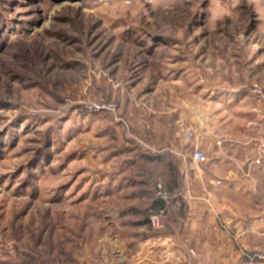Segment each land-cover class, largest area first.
<instances>
[{"label":"rangeland","instance_id":"obj_1","mask_svg":"<svg viewBox=\"0 0 264 264\" xmlns=\"http://www.w3.org/2000/svg\"><path fill=\"white\" fill-rule=\"evenodd\" d=\"M206 126L264 134V0H0V264L171 208Z\"/></svg>","mask_w":264,"mask_h":264},{"label":"crops","instance_id":"obj_2","mask_svg":"<svg viewBox=\"0 0 264 264\" xmlns=\"http://www.w3.org/2000/svg\"><path fill=\"white\" fill-rule=\"evenodd\" d=\"M206 130L209 138L196 145L212 158L204 164L192 155L177 158L181 197L171 208H160L164 226L151 230L146 209L135 223H115L112 237L99 238V254L83 252L87 264H264V179H256L250 165L264 155V134L251 137L246 130L239 148L227 136L218 139L209 126Z\"/></svg>","mask_w":264,"mask_h":264},{"label":"built area","instance_id":"obj_3","mask_svg":"<svg viewBox=\"0 0 264 264\" xmlns=\"http://www.w3.org/2000/svg\"><path fill=\"white\" fill-rule=\"evenodd\" d=\"M185 139L186 140H192L194 139L195 134L191 130H186L184 132ZM192 159L194 162L197 164H204L208 161L207 154L205 153L204 150H201L199 147H194L193 148V153H192ZM251 165V171L252 174L255 176L256 179L262 180L264 179V155L260 156L258 158L253 159V161L250 162ZM158 187V196L162 198L163 200H169L170 194L167 192V190L164 188V186L158 182L157 183ZM164 212L161 210H156L150 213L149 218H150V226L153 230L161 229L164 226ZM10 251H14V246L10 245ZM192 255H196V252L194 250H191ZM193 264V263H191ZM194 264H206L205 262H197Z\"/></svg>","mask_w":264,"mask_h":264}]
</instances>
